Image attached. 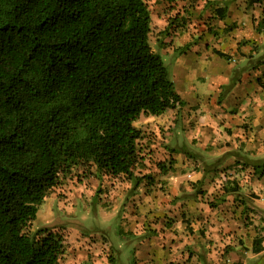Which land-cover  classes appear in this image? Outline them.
Listing matches in <instances>:
<instances>
[{"label":"trees","instance_id":"16d2710c","mask_svg":"<svg viewBox=\"0 0 264 264\" xmlns=\"http://www.w3.org/2000/svg\"><path fill=\"white\" fill-rule=\"evenodd\" d=\"M151 20L146 0H0V264H59L62 235L32 223L62 173L150 178L134 121L185 103Z\"/></svg>","mask_w":264,"mask_h":264},{"label":"rangeland","instance_id":"374dc122","mask_svg":"<svg viewBox=\"0 0 264 264\" xmlns=\"http://www.w3.org/2000/svg\"><path fill=\"white\" fill-rule=\"evenodd\" d=\"M146 1L152 16L150 44L168 65L176 90L191 85L207 89L206 81L187 80L194 73L188 63L180 66L177 60L190 48L209 53L199 32L202 26L212 28L194 15L203 0ZM196 55L184 54L193 60ZM181 110L168 109L158 116L142 113L134 121L143 133L138 140L142 158L135 173L150 175L139 186L124 175H98L93 166L79 165L60 175L32 223V229L47 228L62 235L65 251L59 264H264V251L252 254L244 251V243L233 246L222 238L225 185L242 180L223 176L236 164L220 166L218 159L224 154L218 147L201 146L200 124ZM237 200L241 205L242 198ZM237 220L241 229L251 227L248 236L242 233L249 243L262 229L264 205L257 211L246 206ZM255 220L259 226L253 227Z\"/></svg>","mask_w":264,"mask_h":264},{"label":"crops","instance_id":"0c3cea01","mask_svg":"<svg viewBox=\"0 0 264 264\" xmlns=\"http://www.w3.org/2000/svg\"><path fill=\"white\" fill-rule=\"evenodd\" d=\"M204 2L194 15L203 17L200 22H208L212 28V31L203 26L198 29L203 34L202 45L209 53L190 48L177 60L180 66L183 62L188 63L194 73L187 80L206 81L208 88L182 87L178 92L185 103L177 107L182 108L186 117L193 116L200 124L197 132L201 146L218 147L224 154L218 159L220 166L236 164V169L224 172L223 176L243 181L233 180V185L228 188L225 185L221 203L224 209L222 238L233 246L242 247L244 243V251L259 254L264 250L254 253L252 243L256 236L264 237L263 228L249 238V243L245 242L242 233L247 235L251 227L245 229L242 226L245 229L242 231L237 218L246 206L257 211L264 205V0H217L213 3L206 0V4L210 2L208 6ZM204 17H212V20L209 22ZM216 50L229 54L230 58L217 55ZM188 52H196V59L185 57ZM197 71L203 74H196ZM231 80L234 84L226 87ZM250 180L253 185L247 190ZM237 197L242 198L241 205ZM260 224L264 226V222ZM254 226H259L256 220Z\"/></svg>","mask_w":264,"mask_h":264}]
</instances>
